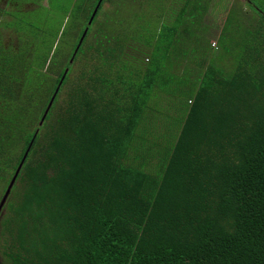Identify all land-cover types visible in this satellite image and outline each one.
Segmentation results:
<instances>
[{
	"label": "trees",
	"instance_id": "trees-1",
	"mask_svg": "<svg viewBox=\"0 0 264 264\" xmlns=\"http://www.w3.org/2000/svg\"><path fill=\"white\" fill-rule=\"evenodd\" d=\"M128 1L39 123L63 73L41 67L50 9L15 14L16 51L0 38L6 262L264 264V0L222 23L212 0Z\"/></svg>",
	"mask_w": 264,
	"mask_h": 264
},
{
	"label": "rangeland",
	"instance_id": "rangeland-1",
	"mask_svg": "<svg viewBox=\"0 0 264 264\" xmlns=\"http://www.w3.org/2000/svg\"><path fill=\"white\" fill-rule=\"evenodd\" d=\"M234 1L237 0H212L208 18L215 21H217L216 19L218 18L221 23L224 22V19L228 15L230 5ZM239 1L243 3V6L250 8V0ZM258 1L262 3V0ZM38 5L50 9L52 17L49 20V26L51 27L52 33L55 31L51 35V31L48 29L45 33L46 40L43 39L37 43L38 47L48 49V54L41 67L50 69L53 64H57L63 69V73L56 84L57 86L60 83L59 88L62 89L61 92H63V94L71 82V80H67V75L70 73L73 75L75 72H79V67L83 64L82 61L88 59L85 55H81V52L77 55L76 53L78 46L84 40L88 32V37L91 36L92 30L96 26V20L98 18V20L102 19L105 13H108L110 16L126 15L129 12L127 7L131 6L128 0H40L39 3H33L29 0H0V7L8 9L7 11L0 12V38L5 44H13L15 51L18 49L19 41L23 38H20L21 31L17 29V24L14 23V16L15 14H20L21 10L32 9L34 6L38 7ZM41 7H39L38 10L43 12L44 9ZM118 7L121 8L119 11L116 10ZM151 14H154V12ZM82 28L83 31L78 41L71 49L73 42L78 38ZM218 32L219 29L217 30V33ZM50 40L52 41L50 47H48ZM216 41L217 39L215 37L213 41V44H215L214 46L217 45ZM32 45H34V42H32ZM88 61L89 59L86 60V62ZM43 113L41 117L37 118V123L41 122ZM23 117L28 118V114L24 113ZM7 196L8 194L6 197L4 194L0 200V226ZM2 200L3 204L1 205ZM0 264H8L2 254L1 247Z\"/></svg>",
	"mask_w": 264,
	"mask_h": 264
},
{
	"label": "water",
	"instance_id": "water-1",
	"mask_svg": "<svg viewBox=\"0 0 264 264\" xmlns=\"http://www.w3.org/2000/svg\"><path fill=\"white\" fill-rule=\"evenodd\" d=\"M83 35H84V34H83ZM59 86H60V83L56 86L55 90H54L53 93H52V96H51V98H50V100H49V102H48V104H47V106H46V108H45L44 113H43V116H42L41 122L44 120V118H45V116H46V113L48 112V110H49V108H50V106H51V104H52V102H53V100H54V97H55L57 91L59 90ZM13 181H14V179L12 180V182H13ZM9 190H10V186L8 187V189H7L6 193H5V197H6V195L9 193ZM4 200H5V198H4ZM2 204H3V200H2V202H1V205H2Z\"/></svg>",
	"mask_w": 264,
	"mask_h": 264
}]
</instances>
